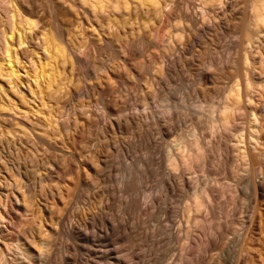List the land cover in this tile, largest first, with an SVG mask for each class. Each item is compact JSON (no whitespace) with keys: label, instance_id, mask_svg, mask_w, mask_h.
I'll list each match as a JSON object with an SVG mask.
<instances>
[{"label":"rangeland","instance_id":"rangeland-1","mask_svg":"<svg viewBox=\"0 0 264 264\" xmlns=\"http://www.w3.org/2000/svg\"><path fill=\"white\" fill-rule=\"evenodd\" d=\"M12 1L24 15L39 22L32 34L35 38L44 24L52 23L48 0ZM51 1L65 29L83 19L87 26L84 33H90V40L100 41L103 36L110 44L98 42L103 46L86 68L92 85L89 96H66L64 90L54 98L58 106L53 114L62 122L56 127L61 129L64 123L65 129L54 133L49 127L39 134L63 151L44 152L32 133H20L22 121L44 125L42 117L30 111L27 115L14 110L0 113V248L6 240L20 236L34 251L31 229L40 217L38 234L42 239H53L54 244L32 256L33 264H83L88 259L93 260L91 264H102L101 259L122 254L117 253L119 249L132 253L129 264H264V25L256 21L257 15L264 18L263 5L255 0H222L206 6L208 17L203 19L202 0H166L170 5L167 3L156 16L135 9L129 14L115 13L112 17L122 24L105 31L106 21L81 17L70 0ZM136 14L147 15L149 20L140 31ZM159 29L166 41L156 37ZM34 47L33 41L18 48L20 79L11 82L0 76L5 78H0L2 91H8L24 110L39 108L38 99L34 103L25 95L30 80L24 69H29L26 63ZM93 64L103 69L98 71L99 78L93 73ZM69 69L65 64V70ZM76 75L81 87L83 78ZM235 89H239V99ZM0 95L1 99V91ZM162 100L173 106L170 113L160 114L167 104L159 103ZM79 102L83 110L77 108ZM197 105L203 111H195ZM226 105L230 106L228 122H216ZM193 129L197 133H192ZM66 136L74 138L69 149L61 146ZM195 140L202 149V163L196 158L191 167L181 160L175 168L167 165L168 152L181 159L194 148ZM245 147L248 155L240 158ZM75 161L83 166H75L67 175L78 194L68 206L67 223L81 228L86 223L96 225L89 226L88 232L97 234L98 228L105 227L104 219L110 220L115 226V232L109 234L113 243L91 244L50 234L47 229L53 227L64 205L54 207L37 196L28 212L18 207L26 190L20 179L18 184L11 183L13 167L24 162L31 172L35 166L50 172L55 167L56 178L59 169ZM35 184L33 189L44 192ZM52 184L44 186L46 192ZM260 184L263 189L258 194ZM192 187L205 189L210 197L208 208L201 209L196 219L193 215L189 219L186 209L187 192H192ZM124 232L132 233L137 242L123 247L127 244ZM197 236L202 242L210 239L207 251L195 248L193 238ZM22 261L6 250L0 264L25 263ZM122 261L126 264L127 259Z\"/></svg>","mask_w":264,"mask_h":264},{"label":"bare ground","instance_id":"bare-ground-1","mask_svg":"<svg viewBox=\"0 0 264 264\" xmlns=\"http://www.w3.org/2000/svg\"><path fill=\"white\" fill-rule=\"evenodd\" d=\"M70 1L72 5L76 6L80 10L81 17H86V19L91 22H93L95 18L106 21V25L103 28L105 31H112L114 28L117 29L119 24L120 23L122 24L119 18L112 17L115 15V13L119 11H124L129 14L134 9L141 10V12L144 10L145 13H148V14L151 13L153 16H156L162 11H164V8L166 6L170 5L168 2L169 0L168 1L166 0H70ZM255 1H256L255 3H260L264 7V0H255ZM220 3H222V0H202L203 7L201 10V15H200L201 18L207 19L208 17V14L206 10L204 9L206 6L212 7L213 5L220 4ZM47 7H48L49 12L52 14L51 16L52 23L49 25L44 24L41 27V32L35 38L32 34L35 31V29L38 27L39 22L37 20L32 19L31 17L24 15L21 8L16 3H14L12 0H0V22H1L0 23V76H4L8 80L10 79L9 81H11V79H14V78L20 79L19 78L20 77L19 68H21V66L20 67L18 66V64L20 63L19 62L20 57L18 55L19 54L18 48L34 41L35 47L33 48V51H32L33 54L29 58V61L27 59L28 64L26 63L27 67H29L31 72L29 73L28 68L24 69L26 70L24 73L28 74V79L30 80V82L28 81L29 83L28 85H25L27 82L23 85H25V89L27 90V94L25 95L26 96L29 95L31 101H33L34 103H35V100L37 99L40 101V102L36 101L38 102V104L36 103L38 106L37 105L36 106L39 108L36 109V107L32 106L33 109H35L33 110L32 107L29 106L31 107L30 109L28 108L29 110H24L23 108L17 105L18 103L16 104L13 101L14 100L13 98L12 99L10 98V95H8V91L7 93L4 91L5 89L2 91V87L0 86L1 87L0 91L3 94L2 98L0 99V113L7 111V110H10V111L12 110L11 112H13L14 110L15 112L13 113L18 112L19 114L22 111V112H25V114L27 115L30 111V112H33L34 115L42 117L45 120L46 125L45 123L43 125V123L41 122L42 120L39 121L42 124L40 125L38 123L39 124L38 126L36 124L38 121L36 123L32 122L30 124L28 123V121L27 122L22 121L23 126L20 130V133H32L34 138L37 141H39L41 145L44 147V150H45L44 152L50 149L63 151L62 147L60 148L54 147L43 134L41 135L39 134V133H46L47 132L46 129H50L49 127H52V129H54V133H61L63 131L62 128L65 129L64 123L61 129H58L56 127L58 125H61L62 122H60L59 118L55 114H53L57 112V106H58V101L55 100L54 98L58 94H64L65 93L64 90H67L68 92V94L66 92V96L67 95L68 96L72 95L73 97L89 96V90L92 89V85L88 83L90 76L88 75L86 68L89 67V64L91 63V61L94 60V58L97 56L98 50H100L104 44L105 45L110 44L108 39H106L103 36L98 39L103 43V45H99V43L101 42L100 41L95 42L94 41L95 39L90 40L89 39L90 33L89 35L88 34L86 35V33H84V29L87 26L83 19H80L77 23L76 22L70 23L71 25L70 28L65 29L62 26V24L57 20V17L55 15V10L53 8L51 0L47 1ZM256 18H257L256 21L258 24L264 25L263 17H261L260 15H257ZM134 19L135 20L138 19L139 21V26H138L139 31L142 29L139 27H147V23L149 21L147 15L140 16L136 14L134 16ZM92 25L94 24L91 23V26ZM155 35L159 40H162V41L167 40L166 39L167 37L162 34V31L160 29L155 31ZM178 35H180V33L176 34V36ZM65 64L69 65L70 67L69 71L65 70ZM102 70L103 69L100 66L93 64V73L96 75L97 78L100 77V74H98V71H102ZM77 73L81 75L83 78L84 84L81 87H78L76 83V81H78L76 78ZM4 77H0V78L5 79ZM234 92L236 93V94L234 93L235 98L239 99L240 96L236 97L240 95L239 89H235ZM52 98L55 101H53ZM159 103H167V101L162 100ZM159 105H158V109H159ZM76 106L78 109L83 110L82 109L83 103L79 102L77 103ZM44 108H46V111L48 110L47 113L46 111L43 110ZM172 108L173 106L171 105V103H167L162 106V110H160V114L170 113ZM229 108L230 106L226 105L222 109H220L219 118H217L216 120L214 119V120L216 122H220L224 124L227 123ZM195 111H203V107L197 105V110ZM158 116L159 115H157V117ZM151 117L154 118V115ZM26 118L27 117H25L24 119ZM214 123L215 122H213V124ZM251 124L250 126L252 128L253 123ZM39 126H42L43 128L41 127L42 129H40ZM49 132L51 133L52 130H49ZM192 133H197V132L195 129H193ZM249 136H251L250 133H249ZM240 138L241 137H239L238 139ZM241 139L242 140L240 141L242 142L243 136ZM73 140H74L73 137L66 136L65 138H62L61 146L67 147V149H69L70 143ZM183 141L185 142V140ZM185 144H184V147H186ZM198 144L199 143L197 142V140H195V143L192 144L194 145L195 149L190 146V148L191 149L193 148V149L192 150L188 149L187 151H189V153L185 155L182 154L183 156L181 157V159H178V157H176L174 154L173 156L169 154L168 152L167 157H166L167 165L173 168L175 165L179 164L178 160L179 161L181 160L182 162H184V164L190 165L189 167H191L190 162L192 163V160L194 159L195 160L193 162H196V160L199 159L200 151L202 150V149L200 150L201 146H199ZM188 148H189V145H188ZM64 152H66V154L70 155L71 157L76 156L75 153L73 152H70V151H64ZM248 152H249V149L245 147V149L241 151L239 157L242 158L243 156L248 155ZM199 161H201L202 163V160L199 159L198 162ZM21 164H22L21 166L19 164L17 167H13L15 171H13L11 175L12 176L11 183L18 184L19 182L18 179H20L22 181V187H24L26 190V191H23L22 196L18 201L20 203V205L18 206L19 208H22L25 212L26 211L28 212L29 206L32 204L33 199L37 196H40L42 199H44L45 202L49 203L50 205H53L54 207H57L60 205L65 206V208L62 209V211L60 212L57 219H55V222H52L54 224L53 227H50L47 229L50 234H53V235L62 234V235H65L66 237L74 238L77 240H81L85 243H91V244H95L96 242L97 243L108 242L109 244L113 243V240L109 234L112 232L113 233L115 232V226L112 222H110V220L104 219L105 227H103L102 229L98 228L97 234H95L96 232L94 231L93 233L90 231L92 234L88 232L89 226L91 228H96V225L95 226L93 224L88 225V223H86L87 225H83V228H81L80 225L78 226L72 225V224L68 225L67 223V219L69 217L67 216L68 214L66 213L68 210V206L70 205L71 200L73 198H76L75 195H78L76 194L77 193L75 190L76 188L74 189V191L72 189L73 185H75L73 183L74 181L67 180V175H69L75 169V166L82 167L83 166L82 163L77 164L75 161V164L71 163L66 169H63V170L59 169V172L56 178H53L54 177L53 171L57 169L56 168L55 170H53L55 167L51 169L52 172H50V170L42 171V169L39 168V166L38 167L35 166V171L31 172L28 170L27 166L24 165L25 162ZM199 164L197 163L196 165H199ZM205 164L206 163H203L200 165H204L203 167H205ZM169 173L170 172H168V174ZM49 182H53L54 184L49 183ZM35 183L36 184L39 183L42 187L41 189H44V192L43 190L40 191V188H39V191L36 189H33L31 185H34ZM87 183L83 185V186H86V188H87V185L89 184ZM47 184H52V186H50L51 191H49L50 189L46 187L47 190L49 189L46 192L44 186H49ZM200 189L202 190H199L198 188H193L192 192H189V191H188L189 193L187 192L189 204L187 205L186 209H188V212L190 213L188 216L189 219L191 215H193V217L196 219V216H197L196 214L200 212L201 209L205 207L208 208L206 204L210 201L209 194L207 193L205 189L203 188H200ZM262 189H263V186L260 184L257 188V190H259L258 194L262 192ZM142 195L143 197H146L145 194H142ZM73 202H75V200ZM39 219H37L35 223L36 227L34 229H31V236H32V239H34V243H35L34 251L26 244L25 241L22 240V237L17 236V237L12 238L10 241L6 240L5 243L1 245L0 260H2L3 258V252L5 253L6 250H12V252L18 256V259L21 258V260L25 262L23 264H33V261L31 260L32 256H38V253H40L43 249L47 251L50 248V246L54 244L53 239H50L48 241L46 239H42L40 234H38L40 232L39 225H38L40 222ZM186 233H187L186 235L190 236L188 234V231ZM190 233L192 232L190 231ZM122 237L127 241L126 245L125 243H123V247H129V245L136 243L138 240V238L134 237L132 233L124 232ZM199 237L197 239H199ZM194 238H193V241L196 242L195 248L197 250L203 249L204 251H207V247L205 246L206 244L210 242V241L208 242L207 240H210V239H206V238H209V237L205 238L206 239L205 240L206 242L204 241L205 243L202 242L201 239H199L200 240L199 242V240L194 239ZM201 238L204 239V237H201ZM187 239H189V237H187ZM212 242L213 241H211V243ZM89 248L87 247V249ZM189 248L190 247H187V249ZM191 249H192V246H191ZM197 250L196 251L194 250V253L197 252ZM203 250L201 252H203ZM93 251L99 252V250L97 249H93ZM117 253H122V254H120L119 256L109 255V257L110 256L112 257L110 259L109 257H107L106 261L105 259H101L103 261L102 264H121V263L124 264V262L123 261L121 262V260L125 258L127 259L125 263L129 264L131 257H132L131 256L132 253H130L129 251L125 249H119ZM49 255H51V253ZM61 255H60V258H61ZM91 261H89L88 259L83 264H91Z\"/></svg>","mask_w":264,"mask_h":264}]
</instances>
